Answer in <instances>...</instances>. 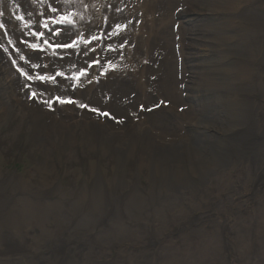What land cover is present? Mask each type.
<instances>
[{"label": "rangeland", "instance_id": "obj_1", "mask_svg": "<svg viewBox=\"0 0 264 264\" xmlns=\"http://www.w3.org/2000/svg\"><path fill=\"white\" fill-rule=\"evenodd\" d=\"M97 1L94 4L90 0H0L4 27L0 29V45L13 59L11 67L0 55V171L8 180L33 178L30 181H34L48 160L58 163L62 171L72 167L81 173V184L95 166L101 175H119L124 182L135 183L145 191L151 181L153 190L160 194L157 199L153 196L126 199L116 211L99 206L96 211H79L73 217H66L75 224L74 233L85 240L87 250L82 249L81 256L84 261L94 259V264H264V209L250 207L255 206L258 199L253 202V198L244 197L248 207L240 209L236 205L244 203L234 202L238 195L247 193L246 188L255 173L244 177L243 187L238 189L228 176H221L218 184L215 181L218 172L201 177L205 168L194 167L186 170L181 178L174 175L166 192L161 185L163 182H158V177H155L158 180L151 179L153 175L141 163L143 158L152 161L162 173L177 172L157 166L152 156V139L186 140L190 131L205 126L200 124L201 113L215 105L213 100L219 102L223 111L228 108L221 104V99L227 103L225 86L234 82L233 71L238 70L240 59L233 51L243 42V29L249 26L242 20L245 16L241 13L231 21L233 0H151V7L143 14L133 9V0H107L106 8L108 4L110 8L107 26L95 12L102 0ZM16 11L24 17L21 26L14 21ZM64 16L68 17L65 21L73 22L74 26L61 23ZM45 25L55 30L47 37L58 47L51 54L40 52ZM104 29L106 52L99 87L93 86V82L87 86L86 78L92 66L88 68L87 62L91 64L97 57L96 46L90 41ZM73 42L72 47L60 46ZM148 51L151 59L149 67L144 69L142 62L147 60L144 57ZM131 55L133 59L128 62ZM111 67L116 70L112 75L108 71ZM17 71L22 72V77L16 75ZM81 72L85 75H80ZM38 76L55 77V81L40 80ZM33 92L37 95L33 96ZM56 96L77 100L72 104L78 103V109L73 110L74 106L69 103H60L49 113L43 104H56ZM36 99L40 106L34 103ZM162 102V105L171 103L172 106L163 108ZM81 105H86L90 112L84 111ZM101 113H109L117 119L108 122L109 131H124L127 125L119 122L124 116L130 119L131 125L135 124L133 153L123 150L119 154L118 143H111L103 136L100 148L89 150L84 129L97 116L102 118ZM143 117L146 122L143 120L141 126L137 122ZM48 119L47 124H53L51 137L56 143L50 156L42 150V130L44 120ZM62 132L69 134L65 136ZM72 140L80 159L67 164ZM198 153L199 148L192 150L193 160L200 158ZM63 176L61 173L58 181L66 188L68 183ZM190 176L195 181H191ZM234 180L237 185L241 178ZM183 184L188 188L184 189ZM204 189L215 196L217 203L221 200L220 207L211 195H202ZM49 202L43 199L42 210L50 207ZM23 205L19 206L16 224L27 226L32 223ZM45 213L46 223L62 224L63 219L58 221L62 218L60 208ZM99 215L108 218L102 222ZM147 222L155 242L151 249H143L149 238L142 235ZM184 228L187 230L181 232ZM179 233L182 240L175 242L173 237ZM41 238L43 236L35 240V234L28 236L29 243Z\"/></svg>", "mask_w": 264, "mask_h": 264}, {"label": "bare ground", "instance_id": "obj_2", "mask_svg": "<svg viewBox=\"0 0 264 264\" xmlns=\"http://www.w3.org/2000/svg\"><path fill=\"white\" fill-rule=\"evenodd\" d=\"M97 2V0H90V3L96 4ZM149 3H151V0H133V9L141 11V14H143L144 11L149 9L148 7H151ZM232 7L231 21L232 18L236 19L242 13L245 16L242 19L243 22L246 20L249 26L243 29L245 32L243 42L233 51V54L238 55L240 61H237L238 70L233 71L234 82L225 86L228 92L227 103L221 99V104L227 105L228 108L223 111L222 106H219V102L213 100V102L216 101L215 105L209 106L201 113L200 124H205V126L199 127L197 131H190L186 140L175 142L174 140L162 141L155 137L152 139L151 145H154L152 156L157 166L165 170L173 169L179 173H169L167 171L162 173L153 165L152 161H146L143 158H141V163L148 168L150 175H153L151 179H159L158 182H163L161 185L164 190L166 189V192L170 184L173 183L172 178H174V175L181 178L186 170H191L194 167L205 168V172L203 171L201 177L212 176L213 173L218 172L219 176H216V183H221V178L228 176L229 181L235 183V188L238 189L243 187L242 179L244 177L255 173L251 185L246 188L247 193L238 195L237 201L233 199L235 204L244 203L236 205L239 209L248 207L246 204L248 200H243L244 197H249L250 200L253 198V202L258 199L255 206L251 202L252 206L250 207L258 206L264 209V178H261L264 176V0H233ZM107 8H109V4ZM95 12L101 13L99 7ZM94 37L95 39L92 38L90 43L96 46L97 55V53L100 54V41L97 35ZM144 58L147 60L144 61L143 59L142 65L146 69L149 67L148 62L151 59V53L148 51ZM130 59H133L132 55L128 62ZM99 71L103 72L96 65L91 66L89 76L86 78L87 86L93 82L94 75ZM34 103L36 106L39 105L37 99L34 100ZM43 105H46L49 113H52V109L55 108L56 104L52 102ZM101 116L102 118L97 116L93 121H89L88 127L84 129L85 144L89 150L100 148L99 142L103 136L111 143H118L116 148L119 154L123 150L133 153L135 146V129H133V125L135 124L131 125L130 119L123 115L124 118L119 122L126 124V129L124 131H109L107 125L117 120L116 117L111 114ZM48 121L49 119L46 122L44 120L42 150L50 156L52 149L56 147V143L51 137V125L53 124L48 125ZM51 121L54 123L53 120ZM209 124L212 125L209 126ZM64 134L68 136L69 133L62 132V135ZM223 135L226 136L224 139L221 138ZM210 140H214L213 143H209ZM72 142V146L67 152V164L73 159H80L74 146L75 140H72ZM196 147L199 148L201 156L198 157L199 159L193 160L190 155ZM84 154L86 155V152ZM64 171L59 169L58 163L49 162L48 160L40 168V176L34 177V181H30L33 178L29 180H8L3 175V171H0V264H94V259L84 261V258H81L82 249L87 250L85 240L74 233L73 227L75 224H71L67 218L73 217L79 211H96V207L99 206L116 211L118 207L124 205L122 202L126 199L135 200L143 197L149 199L151 196L157 199L160 195L153 190L151 181H149L150 186L145 191L135 183L124 182L123 177L120 178L119 175H101L98 172V166L90 170L89 177L87 176L88 178L82 184L79 182L81 173H77L72 167H68ZM61 173L64 175L62 179L68 183L66 188L62 187L58 181ZM54 175L55 178L53 179ZM155 177H158V179ZM190 178L191 181H195L194 177L190 176ZM234 179L240 180L237 185ZM91 181L92 183L88 185L87 183ZM187 183L189 184L190 181ZM183 185L184 189L188 188L186 184ZM195 194L197 197L198 194L196 192ZM202 195H211L212 199L215 202L217 201L209 191L205 190ZM44 198L50 201L49 210L44 208L42 210L41 203ZM22 203L27 208L25 214L32 223L27 224V226L16 224L17 215L20 212L19 206ZM217 204L220 207L221 200ZM57 208H60L61 213L65 214V217L61 214L62 218H58V221L63 219L62 224H54L52 221L46 223L45 212H55ZM85 213L84 216H87V212ZM99 216V221L102 222L107 220L105 218H108L105 215L104 217ZM144 228V234L142 235H148L149 238L147 239L148 243L143 245V249H151L155 242L153 233L150 232L152 230H150V226L148 227V222L144 225ZM186 230L187 228H184L181 232ZM188 233L191 236V232ZM32 234H35V240L42 236L43 238L37 242L34 240L35 243H29L28 236ZM181 234L179 233L177 237H175L176 235L173 237L175 242H178V239L182 240ZM173 242L172 245H178L173 244ZM73 246L74 248L70 250L69 247Z\"/></svg>", "mask_w": 264, "mask_h": 264}, {"label": "snow or ice", "instance_id": "obj_3", "mask_svg": "<svg viewBox=\"0 0 264 264\" xmlns=\"http://www.w3.org/2000/svg\"><path fill=\"white\" fill-rule=\"evenodd\" d=\"M53 11H56L55 9H53ZM20 19H23V17H20ZM62 20H68V17L67 16H64L61 18ZM0 27H3L2 24H0ZM45 27H47V25H45ZM55 34V33H54ZM42 35V34H41ZM93 39H95V37H93ZM45 43H47V41H45ZM60 46H63V47H72V46H75V42H73L72 45H60ZM33 47H37L36 45H33ZM25 75H27V73H25ZM59 75H63V73H60ZM80 75H85L84 72H81ZM28 79H32L33 77L32 76H27ZM38 79L40 80H45L46 78L47 79H50L52 80L53 82L55 81V77H45V76H38L37 77ZM33 96H36L37 93L33 92L32 93ZM57 101H59L60 103H76L75 101H72L71 99H67V100H64V99H61L60 97H56L55 98ZM48 103V102H46ZM82 107H84V105H81ZM93 111H98V109H92ZM101 115H109L108 113H101Z\"/></svg>", "mask_w": 264, "mask_h": 264}]
</instances>
